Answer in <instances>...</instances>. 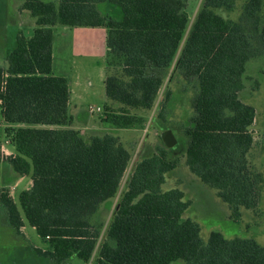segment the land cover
<instances>
[{
	"label": "trees",
	"instance_id": "obj_1",
	"mask_svg": "<svg viewBox=\"0 0 264 264\" xmlns=\"http://www.w3.org/2000/svg\"><path fill=\"white\" fill-rule=\"evenodd\" d=\"M190 1H22L35 27L17 33L0 63V161L4 137L15 150L6 161L15 176H30L31 185L18 204L0 186V206L16 233L26 220L46 243L37 254L57 264L73 256L88 263L96 250L95 264H264V245L254 238L219 231L201 238L199 224L183 217L189 204L183 191L163 188L165 174L177 165L163 147L136 162L98 242L102 205L116 195L131 150L116 132L85 137L72 126L69 81L53 73V27L105 29L101 123L129 128L154 105L187 29ZM237 4V16H226ZM263 8L264 0H201L170 76L193 91L184 163L234 219L240 209L257 208L263 181L250 159L255 110L239 95L247 62L264 56Z\"/></svg>",
	"mask_w": 264,
	"mask_h": 264
},
{
	"label": "rangeland",
	"instance_id": "obj_2",
	"mask_svg": "<svg viewBox=\"0 0 264 264\" xmlns=\"http://www.w3.org/2000/svg\"><path fill=\"white\" fill-rule=\"evenodd\" d=\"M22 1L0 0V61L4 59L3 55L7 50L11 49L10 43L15 42L18 31L30 33L35 27L34 19L27 11L20 9ZM200 2L201 0H191L187 5L188 26L153 107L143 112L144 121L141 124L129 128L114 129L105 122L101 123L103 106L106 103L103 28H65L61 25L53 27L55 51L53 73L67 77L70 103L72 108L78 112L76 119L83 120L88 116L89 120L95 119L98 123V127L87 126L88 128L82 133H85L84 136L87 137L91 131L116 132L124 145L131 150V159L116 195L102 205L98 218L102 222L98 242L105 238L115 206L126 188L136 162L141 159L142 155L154 153L159 147L166 148L160 139V133L169 128L178 142L173 148H167L171 149L167 157L175 160L177 165L165 174L163 188H179L183 191L184 200L189 201L183 217L191 218L199 224L200 235L204 241L211 231H219L227 238L235 236L254 238L260 245H264V56L251 58L247 62L246 68L248 65L249 68L244 81L245 87L239 93L240 99L252 105L255 110V117L250 126L254 139L250 159L253 167L262 174L263 179L257 208L254 210L240 209V217L232 218L227 204L216 196L213 189L202 185L184 163L182 152L186 137L183 127L193 113L191 103L193 91L190 86H187L186 91L182 90L183 81L177 74L171 81L170 76ZM238 6L237 4L236 9L231 13L223 14L235 18L238 14ZM167 91L169 96L166 99ZM89 106L93 108L98 106L101 111L89 112ZM160 111H162V116L159 115ZM84 125L80 126L81 129ZM2 128L0 125V132ZM9 182L11 189L8 188V191L18 204L20 192L29 187L30 176L10 179ZM20 232V234L16 233L7 223L4 209L0 206V264H57L48 257L37 254L35 248L46 249L47 245L26 220ZM96 256L97 250L88 263L73 256L61 264H95ZM171 264H183V261L175 260Z\"/></svg>",
	"mask_w": 264,
	"mask_h": 264
},
{
	"label": "crops",
	"instance_id": "obj_3",
	"mask_svg": "<svg viewBox=\"0 0 264 264\" xmlns=\"http://www.w3.org/2000/svg\"><path fill=\"white\" fill-rule=\"evenodd\" d=\"M22 3V2H21ZM24 11V10H23ZM65 28H69V27H66V26H63ZM75 28V27H73ZM84 28H87V27H84ZM88 28H102V27H88ZM65 33V34H64ZM63 34L65 36H67V33L64 32ZM25 35L29 34V33H24ZM102 36H103V39H104V43H105V29L103 28V32H102ZM54 38V37H53ZM13 40V39H12ZM54 41V40H53ZM13 43H10L11 44V49L14 47L15 45V42L12 41ZM10 49V50H11ZM9 50V51H10ZM105 53H106V45H105ZM9 51L7 50V52L3 55V60L5 61V58L6 56L8 55ZM52 57H53V60L55 58V51H54V48H53V45H52ZM3 60L0 61L1 63H3ZM106 70V69H105ZM105 79V78H104ZM98 107V106H97ZM89 108V107H88ZM72 105L70 103V95H69V101H68V111L69 113L73 116V124L72 126L75 127V128H79L81 129V125L85 124L84 126H82V129H81V132L88 128L87 126H91V127H98V123L96 122L95 119L93 120H89L88 116H86L83 120H81V118L79 119H76L77 118V115H78V112L75 111V108L73 109L72 111ZM89 111V109H88ZM90 112V111H89ZM83 123V124H82ZM1 154H2V159L0 161V186H4L6 188H10V179H16L18 177H22V176H15L14 172L12 171L9 163L6 161V158L7 156H10V155H14L15 154V150H14V147L11 145V143L9 142V140L7 138H1ZM28 176V175H27ZM31 185V179H30V184H29V187ZM28 187V188H29ZM27 188V189H28Z\"/></svg>",
	"mask_w": 264,
	"mask_h": 264
},
{
	"label": "water",
	"instance_id": "obj_4",
	"mask_svg": "<svg viewBox=\"0 0 264 264\" xmlns=\"http://www.w3.org/2000/svg\"><path fill=\"white\" fill-rule=\"evenodd\" d=\"M160 139L166 148H173L178 142L172 130L169 128L161 131Z\"/></svg>",
	"mask_w": 264,
	"mask_h": 264
},
{
	"label": "built area",
	"instance_id": "obj_5",
	"mask_svg": "<svg viewBox=\"0 0 264 264\" xmlns=\"http://www.w3.org/2000/svg\"><path fill=\"white\" fill-rule=\"evenodd\" d=\"M89 111H93V112H99V111H101V108L100 107H95V108H93L92 106H89ZM0 125H1V127H3L4 126V124L2 123V121L0 120Z\"/></svg>",
	"mask_w": 264,
	"mask_h": 264
},
{
	"label": "flooded vegetation",
	"instance_id": "obj_6",
	"mask_svg": "<svg viewBox=\"0 0 264 264\" xmlns=\"http://www.w3.org/2000/svg\"><path fill=\"white\" fill-rule=\"evenodd\" d=\"M19 32V31H18Z\"/></svg>",
	"mask_w": 264,
	"mask_h": 264
}]
</instances>
